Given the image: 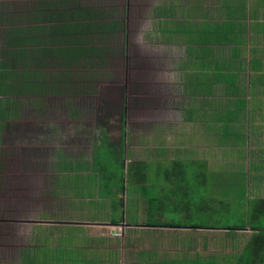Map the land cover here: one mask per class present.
Listing matches in <instances>:
<instances>
[{
  "label": "crops",
  "instance_id": "0c3cea01",
  "mask_svg": "<svg viewBox=\"0 0 264 264\" xmlns=\"http://www.w3.org/2000/svg\"><path fill=\"white\" fill-rule=\"evenodd\" d=\"M43 2L29 4L20 19L2 13L0 25L4 20L8 30L24 28L25 41H33L32 36L38 41L43 32L31 28L42 25L38 19L46 11ZM78 5L95 17L103 14L100 18L107 27L100 34L109 41L112 17ZM146 6L143 42L162 81L157 92H150L152 103L162 108L167 100L170 107L164 109L163 128L148 133L147 161L138 162L165 160L176 168L173 173L185 164L188 170L195 166L209 172L214 181L207 184L206 177L200 176V183L242 190L245 202L253 204L254 214L247 208V218L260 220L263 216L257 214H264V0H148ZM5 29L0 31V44L11 36ZM97 34L86 30L82 37L102 55L107 48L104 37L101 42L90 37ZM36 50L28 44L23 47V53ZM132 146L139 148L140 144ZM165 174L168 183L159 184L158 191L144 199L149 205L155 200L153 210L149 206L147 211L145 205L146 214L125 216L123 204L117 214L104 216L40 214L26 227L35 235L32 243L3 264H180L188 254L227 252L228 247L217 244L230 237L240 238L238 250L245 247L247 236H257L260 229L249 225H201L198 220L212 218L201 212L224 209L217 203L230 202L228 197L201 202L198 212H193L186 175L180 178L181 185L172 187ZM255 204H262L261 208L256 210ZM206 242L210 244L201 248Z\"/></svg>",
  "mask_w": 264,
  "mask_h": 264
},
{
  "label": "rangeland",
  "instance_id": "374dc122",
  "mask_svg": "<svg viewBox=\"0 0 264 264\" xmlns=\"http://www.w3.org/2000/svg\"><path fill=\"white\" fill-rule=\"evenodd\" d=\"M68 1L107 12L114 26L109 35L111 39L107 41V35L104 37L98 29L95 30L99 33L97 36H90L96 42H101L104 37V46L107 47L101 58L93 60L91 64L59 65L49 61L38 69L35 62L21 68L26 72L34 70L40 74H59L57 76L62 77L60 79L64 83L61 86L64 87L57 93H51L52 90L13 94L16 113L0 120V264L10 257H17L21 249L28 248L26 244L32 243L35 235L26 227L32 226L40 214H117L111 205L114 200L104 198L108 189L99 188L103 178H99L102 169L98 166L104 162L109 164L105 173L109 171L114 177L109 185L123 186L122 193L115 198H122L121 212L125 216L146 214L145 196L155 194L158 185L166 183L165 173L168 172L172 187L177 183L181 185L183 180L180 178L186 175L188 189L192 190L189 203L193 212H198L197 205L201 202L203 205L215 199L216 202L223 201L227 197L230 200L228 203H217L224 209L201 212L202 216L211 214L212 217L198 220L201 225L264 228V217L260 220L251 219L250 216L247 218V208L251 215L254 214L253 204L245 202L241 196L244 194L242 190L207 185L214 179L209 172L199 171L198 167L191 166V170H188L185 164L173 173L176 168L167 161L150 160L145 165L146 181L139 183L138 179L133 177L131 180L130 175H126L130 164L138 160L147 161L148 133L163 128V112L166 107H170L167 100L162 108L152 103L150 92H157L162 81L157 65L148 57V45L143 42L148 0ZM35 2L0 0V12L20 19L30 7L29 4ZM99 13H96V20L103 24L104 21L99 19L103 14ZM5 28L7 26L3 20L0 31ZM46 39L49 41L44 35V41ZM50 43L57 48L61 40H51ZM65 74H69L70 79L65 80ZM123 131L126 134L125 149L121 156L118 144ZM135 143L140 144L139 148L132 146ZM107 144L119 152L115 154L116 164L111 160L113 154ZM122 157L123 167L120 165ZM92 163L93 169L90 168ZM76 167L77 170L81 169L80 172L76 171ZM84 170L87 171L81 173ZM200 176L206 177L207 184L199 182L203 181ZM224 188L229 190L226 193L228 196ZM139 199L143 201L138 202ZM167 217L171 218L170 215ZM255 236L246 237L243 249L236 250L240 238L230 237L227 242L225 240L223 243L222 240L217 244L220 248L228 247L227 252L216 254L214 251V256L188 254L180 264H253L248 251L256 244ZM208 237L215 239V236ZM209 244L206 242L201 248ZM260 253L263 254L264 249ZM259 263L264 264V256Z\"/></svg>",
  "mask_w": 264,
  "mask_h": 264
},
{
  "label": "trees",
  "instance_id": "16d2710c",
  "mask_svg": "<svg viewBox=\"0 0 264 264\" xmlns=\"http://www.w3.org/2000/svg\"><path fill=\"white\" fill-rule=\"evenodd\" d=\"M43 8L46 10L39 14L38 21L42 22V25L35 26L31 28L33 32H36L37 28L43 32L41 38L37 41L35 36L33 41H25V30L24 28L12 27L5 29V32L11 34L9 38H5L0 44V120L12 117L14 113L15 103L12 100L13 94L20 95L21 93H51L59 92L64 86H61L64 83L59 76V74H40L36 71L26 72L24 69L21 70L22 66L26 67L27 63L37 64L35 67L38 69L40 66H44L45 63L49 61H54L55 64L59 65H70L72 63H92L93 60L101 58V53L99 52L98 47H93L86 44L83 33L86 30L95 31L103 30L107 27L105 23H101L96 20L95 15L89 11V9H83L79 7L76 2H67V1H45L43 2ZM40 4V2H39ZM57 9L59 11H57ZM3 16L0 13V18ZM34 18V16H33ZM101 20V18H99ZM57 22L59 25H56ZM39 23V22H38ZM4 32V33H5ZM44 35H47L49 41L46 39L44 41ZM84 40H83V39ZM30 39V36H28ZM51 40L58 41L61 40V45L57 48L52 47L50 43ZM25 44H28V47H37L36 51H29L28 53H23V47ZM39 54V56H35ZM38 58V59H35ZM40 59V60H39ZM64 79H70L69 74L64 75ZM21 92V93H20ZM106 143V139L103 138ZM112 151L113 163H117L115 154H119L115 147L107 144ZM118 147L121 149V156L124 152V134H122ZM117 151V152H116ZM111 157V155H110ZM93 162V161H92ZM104 162L99 165L98 168L102 169L99 173V178H103V183L99 188L103 187L108 189L107 194H105V199L113 200L117 195L121 194L123 186L118 187L111 186V183L114 179L112 173L107 171L106 168L109 167V164ZM113 164V165H114ZM120 165L124 166L123 157L120 161ZM146 163L144 162H133L130 164L129 168L126 169L127 174L130 175V179H138V182H144L146 178ZM93 166H90L91 169ZM141 166V167H139ZM77 169V167L75 168ZM94 171V170H93ZM104 174V175H103ZM134 177V178H133ZM114 188V190H111ZM75 189H78L75 187ZM146 197V196H145ZM147 204V211H149V206L153 210L155 205V200L152 198ZM145 204V205H146ZM111 205L116 209H121L122 198L118 201H111ZM262 204H255L254 208L256 210L261 208ZM262 215L264 214H257ZM260 228L256 229L259 230ZM256 244L252 245L250 251L251 259L253 264H259L262 262V256L260 250L264 249V228L260 229L257 233ZM259 251V252H256ZM252 251V252H251Z\"/></svg>",
  "mask_w": 264,
  "mask_h": 264
}]
</instances>
